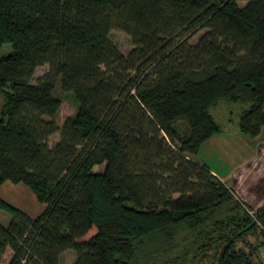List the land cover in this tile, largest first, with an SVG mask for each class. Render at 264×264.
<instances>
[{
  "label": "trees",
  "instance_id": "1",
  "mask_svg": "<svg viewBox=\"0 0 264 264\" xmlns=\"http://www.w3.org/2000/svg\"><path fill=\"white\" fill-rule=\"evenodd\" d=\"M5 43L0 188L45 207L0 194V264H257L264 204L195 156L219 100L245 106L241 134L264 129V0H0ZM58 89L76 106L61 125Z\"/></svg>",
  "mask_w": 264,
  "mask_h": 264
},
{
  "label": "rangeland",
  "instance_id": "2",
  "mask_svg": "<svg viewBox=\"0 0 264 264\" xmlns=\"http://www.w3.org/2000/svg\"><path fill=\"white\" fill-rule=\"evenodd\" d=\"M108 36L123 53H127L133 47L130 37L121 30L112 29ZM196 37L192 41H195ZM12 50L11 43L3 44L0 47V58ZM47 69V64L38 66L32 81L35 82ZM56 95L62 99L56 115V121L61 125L66 118L74 115L76 106L71 99L63 98L59 89ZM1 103L2 98L0 97V105ZM244 107L239 103L219 100L214 107L210 108L221 131L201 144L195 159L205 163L222 178L227 173L231 172L234 175L236 172L235 177L232 176L231 179L225 180V183L235 190L236 196L242 202L256 209L258 205L264 204V129L255 137L239 132L238 120ZM57 137V134L53 135L50 141L54 142ZM243 160L244 164L239 166ZM8 184L18 186L17 191L7 192L8 203L25 211L31 217L40 214L45 204L39 203L28 187L20 183ZM8 221L9 214L0 210V223L6 225ZM73 260L74 252L67 250L63 253L60 264H72Z\"/></svg>",
  "mask_w": 264,
  "mask_h": 264
},
{
  "label": "crops",
  "instance_id": "3",
  "mask_svg": "<svg viewBox=\"0 0 264 264\" xmlns=\"http://www.w3.org/2000/svg\"><path fill=\"white\" fill-rule=\"evenodd\" d=\"M244 164V160L240 162L239 166L243 165ZM209 167V166H208ZM210 171L215 174L216 176H218L223 182H225V180H228V179H231L233 174L230 172V173H227V175L222 178L220 177L213 169H211L209 167ZM8 183H11L9 181H5L2 185H1V188H0V194L2 196V198L7 201V192H15L18 190V186H13L11 184H8ZM14 185H17V184H14ZM41 207V206H40ZM18 208V207H17Z\"/></svg>",
  "mask_w": 264,
  "mask_h": 264
},
{
  "label": "built area",
  "instance_id": "4",
  "mask_svg": "<svg viewBox=\"0 0 264 264\" xmlns=\"http://www.w3.org/2000/svg\"><path fill=\"white\" fill-rule=\"evenodd\" d=\"M249 213L252 215L253 212L249 211ZM257 264H264V249L260 252L257 258Z\"/></svg>",
  "mask_w": 264,
  "mask_h": 264
},
{
  "label": "water",
  "instance_id": "5",
  "mask_svg": "<svg viewBox=\"0 0 264 264\" xmlns=\"http://www.w3.org/2000/svg\"><path fill=\"white\" fill-rule=\"evenodd\" d=\"M257 219V216L255 217ZM224 249L221 251V255H223ZM220 264V261L218 262Z\"/></svg>",
  "mask_w": 264,
  "mask_h": 264
}]
</instances>
